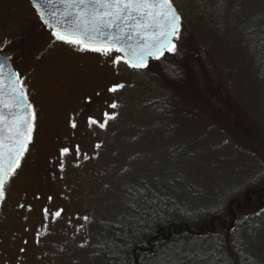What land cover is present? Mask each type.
<instances>
[{
  "label": "rangeland",
  "instance_id": "obj_1",
  "mask_svg": "<svg viewBox=\"0 0 264 264\" xmlns=\"http://www.w3.org/2000/svg\"><path fill=\"white\" fill-rule=\"evenodd\" d=\"M210 1L173 0L182 24L169 53L188 71L187 82L175 72V100L119 51L57 41L30 0H0V53L12 58L35 115L0 206V264H101L92 259L100 225L121 213L126 188L143 183L173 184L177 200L204 211L264 187V178L252 184L264 176L258 151L235 139L253 121L264 144V68L251 49L264 0L225 9ZM257 207L254 197L247 213ZM257 246L264 251V236Z\"/></svg>",
  "mask_w": 264,
  "mask_h": 264
},
{
  "label": "trees",
  "instance_id": "obj_2",
  "mask_svg": "<svg viewBox=\"0 0 264 264\" xmlns=\"http://www.w3.org/2000/svg\"><path fill=\"white\" fill-rule=\"evenodd\" d=\"M236 1L239 0H212L213 4L217 2L224 9L236 4ZM255 33L257 31L252 27L250 35ZM261 34V38L255 39L251 49L259 59L256 66L261 65L264 68V28ZM192 58L195 59L192 64L199 66V55ZM178 62L177 57L166 51L158 59L147 64V67L137 69L142 70L145 77L152 78V82H157L165 88L167 94L160 90L161 97H174L176 100L178 92L175 95L171 89V85L177 81L175 72L181 68L186 82L188 78L186 67L179 66ZM178 82L176 85H179ZM189 84L193 85L192 81L189 80ZM183 92L187 94L185 90ZM156 93L159 94V91L156 90ZM186 101L193 106L200 105L198 101H194V104L191 100ZM157 103L153 102L152 105ZM221 120H226L227 123V118ZM235 122V126H239L238 122ZM241 123L244 131L239 132L244 139H235L245 143V148L251 147L258 151L261 159L259 166L264 169V144L261 142L259 127L253 121L254 126L248 121ZM259 141L263 150L258 148ZM263 178L264 176L256 177L252 184H257ZM182 179L180 176L178 180ZM245 189L244 199L247 191L263 190L264 187L253 189L251 186ZM125 193L126 201L121 213L100 225V234L92 250L93 261L101 264H264V251L260 252L257 246L264 236V208L259 203V207L252 214L247 213V210L253 203L246 210H236L237 219L233 228H230V219H233V216L229 203L238 200L234 198L236 195L227 199L223 207L204 211L202 206L192 207L183 199L177 200L176 198L181 197L173 184L166 187H150L143 183L130 191L126 188Z\"/></svg>",
  "mask_w": 264,
  "mask_h": 264
},
{
  "label": "water",
  "instance_id": "obj_3",
  "mask_svg": "<svg viewBox=\"0 0 264 264\" xmlns=\"http://www.w3.org/2000/svg\"><path fill=\"white\" fill-rule=\"evenodd\" d=\"M31 3L37 10L41 20L50 32L71 31L72 22L76 20L74 13L77 11H86L87 18L89 20L91 19L92 14L97 11L95 6L91 3V0H88L89 8L87 10H84L82 7L75 6V0H31ZM70 3L74 5L71 8L67 7V5ZM176 13L179 15L177 11ZM136 22L137 21L133 19L129 25L120 26L129 33V35L125 36L123 40L112 39L113 49L119 48V52L124 57V59L129 60L130 62L146 56L148 51H155L158 41L162 39V36L157 35V32H163L166 27L165 21L161 19L160 25L157 28L149 30L139 29L144 37H154V39H146L133 34L135 31H138V29L133 28V25L136 24ZM88 27L89 30H91L92 24H89ZM115 35H123V32H121L119 28H113L111 32H109L107 29H101V36L105 39L114 37ZM175 39L176 38L174 37L172 38V43ZM166 51L167 50H165L163 54ZM154 59L156 58L147 56V64ZM5 61H7V63H5ZM0 68L3 69V74L0 75V179H3L4 170L7 167H15L16 163L15 155L12 150L14 147L18 146V140L21 138L16 134V122L27 119L33 128V120L29 101L27 98L26 100L20 99V92L22 91L24 95L25 93L21 88L19 80L13 83V80L18 75L12 64V59L1 53ZM14 90H16V95H13ZM5 104H7V107H5ZM20 109H23V111H20ZM20 127L23 132H27V126L21 124ZM12 172L13 171H8L7 180L4 182V194L6 185ZM252 196H259V205L264 208V189L261 191H247L245 195V201L233 200L229 203L230 213L233 216L230 228H233L237 219V214L234 207H236L238 210H246L253 202ZM1 202L2 199H0V204ZM224 227H227L226 224H224Z\"/></svg>",
  "mask_w": 264,
  "mask_h": 264
},
{
  "label": "snow or ice",
  "instance_id": "obj_4",
  "mask_svg": "<svg viewBox=\"0 0 264 264\" xmlns=\"http://www.w3.org/2000/svg\"><path fill=\"white\" fill-rule=\"evenodd\" d=\"M91 3L97 9L92 14L91 19L87 18L86 11L75 12L76 20L72 22L71 31L53 32L57 41L75 46L81 51L99 52L102 55H107L113 50L120 51L119 48L113 49L112 39L123 40L125 36L129 35L123 27H120L121 25H129L135 19L137 22L133 25V28L138 29V31L133 34L146 39H154V37H144L139 29L149 30L157 28L160 25V20L163 19L166 27L163 32H157V35L162 36V39L158 41L156 50L148 51L146 56L131 62L124 60V63L129 64L133 68L147 67V56L158 59L165 50L175 53L176 46L172 43V38L179 39L180 17L172 6L173 0H91ZM73 6L71 3L67 5L69 8ZM75 6L87 10L89 3L88 0H75ZM89 24H92L91 30H89ZM113 28H119L123 35H115L107 39L101 36V29H107L111 32ZM2 74L3 69L0 68V75ZM17 80H19L18 76L15 77L13 83ZM13 95H16V90H14ZM20 99L26 100V96L22 91L20 92ZM5 107H7V104H5ZM20 111H23V109H20ZM32 120H35L34 114ZM21 124L27 126V132L22 131ZM15 130L17 136L21 137L18 140V146L12 150L16 163L15 167H7L4 170L3 179H0V199H3L4 182L7 180L8 171H14L16 167H19V159L23 152L27 150V144L31 142L30 133L32 126L27 119L16 122Z\"/></svg>",
  "mask_w": 264,
  "mask_h": 264
}]
</instances>
